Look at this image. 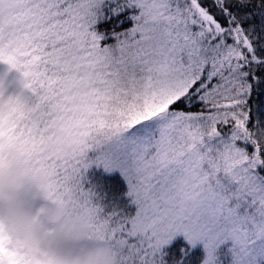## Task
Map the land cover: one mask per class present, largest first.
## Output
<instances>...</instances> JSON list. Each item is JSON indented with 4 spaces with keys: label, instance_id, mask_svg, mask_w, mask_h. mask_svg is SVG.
<instances>
[{
    "label": "snow or ice",
    "instance_id": "snow-or-ice-1",
    "mask_svg": "<svg viewBox=\"0 0 264 264\" xmlns=\"http://www.w3.org/2000/svg\"><path fill=\"white\" fill-rule=\"evenodd\" d=\"M36 175L55 246L11 214ZM264 264V0H0V264Z\"/></svg>",
    "mask_w": 264,
    "mask_h": 264
},
{
    "label": "rangeland",
    "instance_id": "rangeland-1",
    "mask_svg": "<svg viewBox=\"0 0 264 264\" xmlns=\"http://www.w3.org/2000/svg\"><path fill=\"white\" fill-rule=\"evenodd\" d=\"M55 118L49 125V128L38 136L32 137L33 143L27 142V146L31 145L34 158L31 160V166L36 167L40 165L39 156L45 147L43 137H48V141L54 142V137L49 135V129L54 127ZM31 138V139H32ZM39 169L28 170L23 158L17 162L13 174L15 182L12 187L11 199V214L14 219L22 220L25 218L34 219L40 228V247L44 251L55 246V231L57 228L56 219L50 213L49 209L52 207L50 197L45 195L40 183L35 178ZM24 251L31 256V249L25 246ZM32 263V262H31Z\"/></svg>",
    "mask_w": 264,
    "mask_h": 264
},
{
    "label": "trees",
    "instance_id": "trees-1",
    "mask_svg": "<svg viewBox=\"0 0 264 264\" xmlns=\"http://www.w3.org/2000/svg\"><path fill=\"white\" fill-rule=\"evenodd\" d=\"M53 119L54 118H52V120ZM50 123L47 125V127H45L43 125H38V124L34 123L31 119H24V120H21L19 122V127L17 128L16 131H17L18 134L21 135V140L23 142L33 143L34 140H33L32 137L38 136L39 134H40V137H41V135H42L41 133L45 132L49 128ZM31 146H32V144L31 145H28L27 147L30 149ZM23 160H24V158H23ZM26 167H27L28 170H33V169H36L37 170V169L41 168V164L39 166H37V168L36 167H32L31 166V161H30L29 163L26 164ZM50 201L52 202L51 198H50ZM20 264H32L31 263V256H30V254L27 255V256H25L20 261Z\"/></svg>",
    "mask_w": 264,
    "mask_h": 264
}]
</instances>
